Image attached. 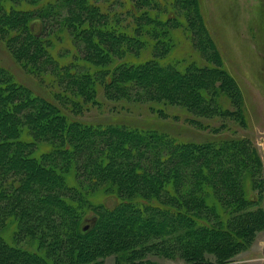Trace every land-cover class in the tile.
Returning a JSON list of instances; mask_svg holds the SVG:
<instances>
[{
    "label": "trees",
    "instance_id": "obj_1",
    "mask_svg": "<svg viewBox=\"0 0 264 264\" xmlns=\"http://www.w3.org/2000/svg\"><path fill=\"white\" fill-rule=\"evenodd\" d=\"M163 3L178 4L188 12L187 25L194 28L193 49L201 52L197 53L199 63L180 68L164 59L168 54L164 49L174 42L162 29L167 24L159 14ZM158 31L162 33L154 43L157 55L135 58L140 48L148 46L142 34L148 38ZM8 36L17 41L19 60H24L29 71L38 74L46 70L65 95L71 88L88 103L102 92L129 98L135 90L136 100L186 106L194 116L192 123L212 128L211 134L194 133L185 139L184 130L172 132L166 125L129 127L125 123L69 120L56 103L34 94L0 67V173L17 180L13 199L21 203L40 199V211H28L23 226L32 237L33 231L44 227L35 240L46 246V253L55 254L57 231L46 233L50 224L39 218L50 217L55 229L65 234L77 228L76 216L70 212L74 204L64 199L71 192L66 186L71 165L84 182L108 180L119 197H126V202L104 216L92 218L96 222L88 235L82 234L83 221L78 228L80 240L87 241L90 233L112 223L127 230L135 227L144 235L179 234L181 240H189L191 249L216 248L227 231L196 223L191 212H216L226 195L233 198L243 168L236 162L244 164L248 147H252L253 159L257 150L253 140L236 137V124L229 121L245 122V113L236 107L239 88L222 67L221 53L206 34L195 0H0V38ZM71 50L73 59L63 57ZM161 51L163 58L158 57ZM56 63L63 65L60 71L54 68ZM157 105L160 110L162 104ZM43 141L50 143L51 152L42 151ZM163 194L170 195L165 198L175 207L159 202L161 198L164 201ZM210 198L218 202H209ZM142 199L148 204L145 212H154L155 219L141 212L145 205L136 214L141 201H135ZM224 205L225 210L228 204ZM169 216L175 218V226L169 225L173 221ZM243 230L240 227L239 231ZM87 254L85 250L76 259L88 263ZM45 258L47 255L41 257L42 264ZM37 260L27 257L29 264Z\"/></svg>",
    "mask_w": 264,
    "mask_h": 264
},
{
    "label": "rangeland",
    "instance_id": "obj_2",
    "mask_svg": "<svg viewBox=\"0 0 264 264\" xmlns=\"http://www.w3.org/2000/svg\"><path fill=\"white\" fill-rule=\"evenodd\" d=\"M195 5L202 17L207 36L212 42L215 41V49L219 55L221 53L222 67L233 77L239 88L237 93L240 101L236 103V107H240V112L242 110L243 114L245 113V118L243 117L245 122L229 121L233 122L234 126L236 124V137L245 136L253 140L257 150V156L255 155L253 159L252 147L246 144L248 154L244 164L236 162V165H242L243 168L240 173L239 190L234 192L233 198L231 196L228 198L226 195L220 200L216 212L211 210L191 212L195 215L196 223L201 221L218 226L221 232L227 231L225 236L220 238L217 247L209 246L204 250L191 249L189 240H181L179 234L144 235L135 230V227L127 230L126 227L112 226V223L108 224L110 226L102 227V230L98 229L97 233H90L92 242L89 241L91 237H87L85 242L80 240L78 228L83 221L104 216L106 211L117 207L120 202H126V197H119L115 186L110 185L108 180L102 183L84 182L79 179L78 174H74L77 173L75 165H71L67 167L66 176V186L71 192L64 195V199L74 204L70 212L76 216L77 228L69 229V234H65L63 230L55 229L50 217L39 218L43 223L50 224L45 228L46 233L53 234L57 231L54 241L57 247L54 250L55 254L52 252L47 254L46 246H40L35 240L44 227L37 228L36 232L33 231L34 237H32L23 226V219L28 211H40V199L33 201L24 199L22 203L18 198L13 199L17 180L12 178L11 174L0 173V192H2L0 193V264H29L28 256L32 260L38 258L35 264H42L43 255H47L46 263L43 264H264V0H195ZM162 7L159 12L162 16L160 19L164 24L167 23L162 29L172 35L174 42L171 48L164 49L168 52L164 59L180 68L192 65L193 61L198 62L197 53L201 52L198 50L196 53L193 49L194 28H189L187 25L188 12L178 8V4L169 6L163 3ZM159 32L162 33L155 32L148 38L142 34V38L147 39L148 46L140 48L139 56L135 53V58L157 55L154 43ZM8 37L0 38V67L9 70L15 81L23 84L34 94L56 103L69 120L85 124L125 123L129 127L163 128V125H166L172 132L184 130L185 139H189L194 133L211 134L212 128H198L192 123L190 119L194 116L186 106L139 101L135 99V90L133 96L129 98L104 96L105 94L99 91L101 94L88 103H84V98L76 95L71 88L66 90L65 95L64 89L56 81L51 80L52 75L49 72L42 69V73L33 74L29 71L28 66L22 62L24 60H19L17 41L13 37ZM64 49L60 52L62 53ZM163 51L158 57H164ZM74 55V50H71L63 57L71 60ZM62 67L63 65L57 64L54 68L60 71ZM74 96L81 100H74L76 99ZM157 104H162L160 110ZM41 145L44 148L43 152H51L50 143L43 141ZM170 188L172 194H176V190L172 186ZM166 196L170 195L163 194L164 201L161 198L159 202L175 207L171 199L165 198ZM139 197L137 195L138 199ZM184 197L189 200L188 196ZM207 200L218 202V199ZM135 202H140L135 208L136 214L140 213L139 207L145 205L144 208L141 207V212L149 218H156L154 212H145L148 210L146 200ZM225 202L228 207L224 210ZM221 204L223 207L220 206ZM129 215L128 212L127 218H132ZM170 218L173 221L169 222V225L175 226L177 224L175 218L173 216ZM240 227L244 230L239 231ZM85 235H88V232H85ZM85 250L88 253L87 259H90L88 263L76 259Z\"/></svg>",
    "mask_w": 264,
    "mask_h": 264
},
{
    "label": "water",
    "instance_id": "obj_3",
    "mask_svg": "<svg viewBox=\"0 0 264 264\" xmlns=\"http://www.w3.org/2000/svg\"><path fill=\"white\" fill-rule=\"evenodd\" d=\"M95 222H96L95 219H87L82 225L83 233L90 231L93 228ZM263 253H264V251H263Z\"/></svg>",
    "mask_w": 264,
    "mask_h": 264
}]
</instances>
